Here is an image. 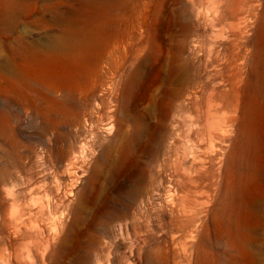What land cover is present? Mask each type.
Returning a JSON list of instances; mask_svg holds the SVG:
<instances>
[{
	"label": "rangeland",
	"instance_id": "obj_1",
	"mask_svg": "<svg viewBox=\"0 0 264 264\" xmlns=\"http://www.w3.org/2000/svg\"><path fill=\"white\" fill-rule=\"evenodd\" d=\"M0 264H264V0H0Z\"/></svg>",
	"mask_w": 264,
	"mask_h": 264
},
{
	"label": "bare ground",
	"instance_id": "obj_2",
	"mask_svg": "<svg viewBox=\"0 0 264 264\" xmlns=\"http://www.w3.org/2000/svg\"><path fill=\"white\" fill-rule=\"evenodd\" d=\"M218 14H219V11H216L215 16H218ZM212 42L215 43L214 39H212ZM192 48H193V46L191 44L188 49L191 50ZM189 50H188V53H191V51H189ZM178 60H179V63L183 65L184 73H183V77L181 80V86L177 87L175 89L174 97L178 99L177 104L179 107H181V106L185 105L187 102L191 101L192 98H195V94L197 92L198 87H190V85H189L190 80H189L187 73L185 71L187 68L186 63L181 58H179ZM97 98H98L97 95L93 96V101H95V105L102 106L104 103L102 102L101 104H99L98 100L96 101ZM92 109L93 108H89V110L82 117L83 122H89L91 133L96 134L97 130H99V129H102L104 132L111 131L112 124H111L110 120L102 121V122L100 119L93 120V118L91 117ZM210 109H211V103L209 101V103H208L209 115H210ZM107 112L109 113V109L107 110ZM80 123L81 122H79V124ZM207 124L209 127V143L212 144L214 141V138L212 137L213 131L215 129V126H217L219 124V121L214 119V117L211 115V116H208ZM141 127H142V122H141V124H140V122H138L135 125V130L140 133ZM197 135L199 136L198 132H197ZM204 162H205V158L201 157L200 155H196L195 153H191L190 155H188L184 152L176 153L175 156L172 158V165L174 167V172H175V174H173V177H175L174 178L175 182L178 185L184 184L185 185L184 188H186L187 190L191 186L196 187V186L200 185L201 183L197 181L196 174L203 168ZM71 184H72V182H71ZM72 190H73V188L71 185L70 187H68L66 189L65 194L70 195L72 193ZM171 194L173 195L172 192H171ZM170 199H171V197H170ZM168 200H166V202ZM176 210L178 213V218H179V220H181V222L186 220V219H189L186 222L187 225L189 224L188 226H191V228H193L195 226V222L198 220V214H197L198 210L192 209L191 205H189L188 203H186L184 201V197L182 195H181V198H179V200H178Z\"/></svg>",
	"mask_w": 264,
	"mask_h": 264
}]
</instances>
